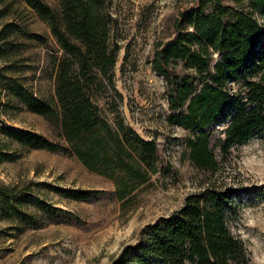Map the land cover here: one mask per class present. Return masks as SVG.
Instances as JSON below:
<instances>
[{"label":"trees","instance_id":"trees-1","mask_svg":"<svg viewBox=\"0 0 264 264\" xmlns=\"http://www.w3.org/2000/svg\"><path fill=\"white\" fill-rule=\"evenodd\" d=\"M18 1L49 25L63 55L56 61V103L35 97L16 81L13 92L28 111L60 128L65 144L5 127L0 163L19 159L16 150L8 152L11 145L64 152L110 180L120 202L129 201L159 172L160 156L155 140H145L122 120L111 123L97 103L113 83L118 58L110 44L113 19L107 0H57L60 15L43 0H0V20L12 14ZM263 19L264 0H195L180 14L174 37L154 54L153 69L166 83L168 122L193 132L190 159L213 175L218 162L207 129L226 125L224 152L264 130ZM18 32L15 24H6L0 43L8 47L7 40ZM178 65L184 71L178 72ZM30 190L0 186L1 219L37 228L35 214L54 221L63 213ZM59 192L75 200L92 196ZM238 197L236 189L215 185L191 194L177 213L146 227V244L127 247L113 264H247L229 225Z\"/></svg>","mask_w":264,"mask_h":264},{"label":"rangeland","instance_id":"rangeland-1","mask_svg":"<svg viewBox=\"0 0 264 264\" xmlns=\"http://www.w3.org/2000/svg\"><path fill=\"white\" fill-rule=\"evenodd\" d=\"M59 15L57 0H43ZM113 19L111 47L118 52L113 83L97 100L103 115L123 121L159 147V172L127 202H120L114 184L85 168L64 152L9 146L19 159L0 163V186L17 185L63 210L56 220L41 213L37 228L0 217V264H113L129 246L146 244L147 226L177 213L186 199L209 185L237 190L235 215L229 225L242 245L247 264H264V130L245 144L223 151L224 123L207 129L210 149L218 162L213 175L190 159L194 134L168 122L170 114L164 78L153 69L158 47L171 40L179 16L195 0H107ZM264 23V19L262 20ZM15 24L3 49L0 71V150L5 127L30 130L65 144L61 130L31 113L14 95V81L35 97L56 103L57 63L62 55L49 25L18 1L0 20V31ZM178 72L184 71L181 65ZM237 88L236 85L233 86ZM60 190L92 193L87 200L64 197ZM28 193V192H27Z\"/></svg>","mask_w":264,"mask_h":264}]
</instances>
